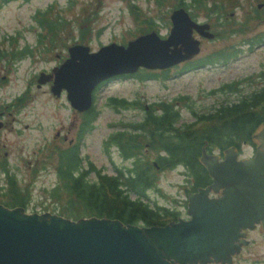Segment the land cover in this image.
I'll return each instance as SVG.
<instances>
[{
    "label": "rangeland",
    "instance_id": "374dc122",
    "mask_svg": "<svg viewBox=\"0 0 264 264\" xmlns=\"http://www.w3.org/2000/svg\"><path fill=\"white\" fill-rule=\"evenodd\" d=\"M176 2L177 0H10L0 5V41H5L3 46L0 45V55H6L4 59L0 58V63L6 65L5 70L0 71V78L3 74L7 75L5 80L0 79V103L16 101L18 94L25 95L24 103L11 117L14 118L13 129H5L1 134L7 135L10 140L8 159L17 172L19 185L24 189L17 187L25 192L29 190L27 213L49 212L59 215L67 212L66 197L55 199L50 194V190L59 184L58 153L55 147L57 143L65 144L62 138L57 139L56 133H69L70 138L80 131L84 120V114L70 105L65 91L60 96L53 95L51 81L38 87L39 73H50L63 62L69 56L68 47L73 43H86L93 52L98 51L102 45L111 42L127 43L128 40L151 31L167 36L171 27L169 12ZM189 2V9L195 18L211 24L217 35L212 40L201 41L197 59L203 60L221 51L236 55L229 62L206 64L203 68L186 74L172 72L173 77L169 79L165 78L164 71L153 70V79L122 77L102 85L94 97L97 119L80 143V154L85 159L84 167L92 162L97 168L102 167L106 172H111L112 166H120L126 162L116 148L111 147V163L105 150L106 135L113 130L108 124L114 120L138 122L148 112L159 113L161 104L168 103L173 105L181 119L175 123L178 128L176 130L184 129L186 126L183 125L189 122H194L195 127L193 110L198 115L209 114L220 102L241 100L264 84V41L260 42L264 39V0H206L205 5L194 3L193 0ZM259 4H263L261 9H258ZM217 5H222L219 16ZM249 76H253L254 80L246 79ZM229 83L236 84L235 89L229 91L228 88H223ZM111 97L136 103L115 109L109 103ZM145 106L149 108L146 109ZM190 106L194 109L191 110ZM261 108L264 109V103ZM213 118L216 119L213 123L222 124L216 116ZM26 124L29 128H25ZM210 127L212 126H205L198 129V132L202 133ZM17 129L22 131L21 135L15 133ZM40 139L41 175L28 171L29 160H34L32 151L37 148ZM23 147L24 151L21 153ZM256 147V141L245 135L243 141H240V149L237 148L239 157L253 156ZM215 149L221 150L219 146ZM158 153L166 152L159 146ZM140 156L152 166L150 162L157 157L156 148L145 144ZM130 164L131 162L126 163ZM10 170V167L2 170L0 167L2 194L13 189L6 176L9 173L10 178L13 177ZM152 170L155 174L154 187L147 192L151 204L157 203L161 207L178 211L181 209L182 214H185L186 208L182 203L186 201V190H191L194 185L191 172H187V176L182 174L185 167L181 165L163 171L156 168ZM89 178L97 179L98 175L90 174ZM263 251L264 244L261 242L256 252L261 254Z\"/></svg>",
    "mask_w": 264,
    "mask_h": 264
},
{
    "label": "water",
    "instance_id": "95a60500",
    "mask_svg": "<svg viewBox=\"0 0 264 264\" xmlns=\"http://www.w3.org/2000/svg\"><path fill=\"white\" fill-rule=\"evenodd\" d=\"M168 38L156 32L141 35L127 46L112 43L97 52L72 46L70 57L40 82L53 78L55 95L65 89L80 111L92 104V91L112 76L134 73L139 67L166 68L199 52L196 29L212 38L208 24L193 21L184 9L172 15ZM259 146L264 124L251 136ZM213 184L190 195V220L144 230L119 220L89 218L73 221L50 213L25 214L23 208L0 204V264H195L219 261L233 251L241 229L264 226V151L251 160H237L228 151L223 161L205 155ZM222 196L210 198L209 191Z\"/></svg>",
    "mask_w": 264,
    "mask_h": 264
},
{
    "label": "trees",
    "instance_id": "16d2710c",
    "mask_svg": "<svg viewBox=\"0 0 264 264\" xmlns=\"http://www.w3.org/2000/svg\"><path fill=\"white\" fill-rule=\"evenodd\" d=\"M194 3L205 5L202 0H193ZM183 4L186 6L185 0H178L176 6ZM54 27L55 24H52ZM140 76V75H139ZM150 77L151 75H145ZM145 78V77H142ZM110 105L115 109L131 106L132 103L125 99L110 98ZM264 87L253 91L245 98L235 101L232 106H227L228 112L217 114L222 124H216L212 121L200 127L186 123L182 130H177L173 134L166 133L171 126V120L178 116L173 106L166 104L161 113L148 112L145 121L137 126V128L145 127V134L141 132L127 133L126 139L123 136L117 138L116 142L122 149L124 156H131L135 152L142 150L145 141L150 145H155L157 149L163 148L168 152L169 157H159L158 160L162 165L172 167L178 162H184L189 166V170L196 178V185L204 186L211 181L208 172L200 161V155L203 147L208 145L219 146L222 149L228 146H236L240 148V141L247 135L250 138L255 129L264 123ZM134 104V103H133ZM92 114H88L83 122V129L96 118L95 108H92ZM225 113H228L225 115ZM211 125L204 132H198L205 126ZM176 128V126H175ZM178 129V128H177ZM125 142V143H121ZM79 148L74 147L71 150L60 153V164L57 165L60 186H56L50 190V194L55 199L67 200V212L61 213L65 217L73 220H79L83 217H98L120 220L128 225H144L150 226L160 224L159 211L150 208L139 197L135 198L132 193L137 196L143 195L145 190L144 183L149 181L151 171L149 166L144 165L141 161L138 179L132 181L127 187H122L119 180L110 182L109 186L103 184V176L98 175L99 180H90L88 178L91 170H95V166L83 167L80 157ZM86 168V169H85ZM148 176H143L146 175ZM137 178V177H136ZM149 178V179H148ZM151 181V180H150ZM9 183L16 187V182L9 179ZM0 202L9 207L23 206L28 207L30 202L29 193L24 190L11 188L8 192L0 196ZM78 205V207L76 206ZM162 225V224H161Z\"/></svg>",
    "mask_w": 264,
    "mask_h": 264
},
{
    "label": "flooded vegetation",
    "instance_id": "af4514ba",
    "mask_svg": "<svg viewBox=\"0 0 264 264\" xmlns=\"http://www.w3.org/2000/svg\"><path fill=\"white\" fill-rule=\"evenodd\" d=\"M8 1H10V0H6L5 3H7ZM5 57H6V55H2V56L0 55V58H2V59H4ZM183 64H184V62L181 64H178L176 66L183 65ZM198 66L199 67L191 69V70L184 69L182 72H191L193 70H198V69L202 68L203 65L201 64ZM5 68H6V65L4 63H0V71L3 72L5 70ZM1 72H0V74H1ZM6 76L7 75L3 74L0 79L5 80ZM40 86H41V84H39V82H38V87H40ZM24 96L25 95H23V94H18L16 101L9 100L7 103H4V104L0 103V167H1V170H2V168L10 167V169H11L10 171L14 172V174L16 173V177H17V172L15 169H13L11 162H9V159H8L10 157V151L8 149V146H9L8 142H10V140H9L7 135H5V134L2 135L1 132L5 129H8V128L13 129L14 125H13L12 121L14 120V118H11V117H13L15 115L14 112L19 109V107L21 106L22 103H24ZM14 106L16 108H12ZM39 127L41 128V123L39 124ZM25 128H29V125L26 124ZM117 130L129 131V130H131V128L123 126V127L117 128ZM167 130H170V128H168ZM15 133L17 135H21L22 131L20 129H17V130H15ZM68 134L69 133L60 134L59 131L56 133L57 139L62 138V140L65 141V144H64V142H62L61 146H63V147H66V143H69L68 146H70L73 142V138H68V136H69ZM125 139H126V137L123 136L122 140H125ZM259 143L260 144L258 147L264 148V140L260 141ZM57 144L60 145L59 143H57ZM111 146L115 147L116 150L118 151V153L119 154L121 153V155L123 156V154L119 148L120 146H118V144L113 142L111 144ZM215 150L216 149H214L212 151L208 150L207 152L210 154L215 153L219 159H223L224 158V152L222 153L221 150L220 151H215ZM23 151H24V147L21 149V153H23ZM145 153H147V150H145ZM32 155L34 156V160H29L28 171H29V173L36 172L39 175H41V139L38 143L37 148L32 151ZM135 158H136V156H126L124 158V161H126L125 163L131 162L133 160H135V162H137ZM178 165L185 167L184 173H182V174H185V176L188 175L187 172H191L189 170V166H186L184 162H180V163H178ZM120 166H122V168H131L130 165H127V166L120 165ZM111 168H112L111 172H105V173L109 174V175H111V174L117 175L119 173L117 170L113 171L114 167H111ZM154 168H156V170H162V171L164 170V169H160V168H162V165L154 166ZM139 173L141 174L142 172H139V168H136L134 166L129 171V173L125 175L126 178L128 179V181L126 183H123L122 181L119 180L122 187H126V186L130 185L132 183L131 176L138 175ZM145 174L146 175L143 174V176H145V178H146V176H148V175L146 172H145ZM191 175L193 176L194 184L196 185V178L194 177V175L192 173H191ZM138 176H140V175H138ZM151 177H152L151 181L148 178L149 181L141 183V184L145 185L144 189H146L147 192L154 187L153 180L155 177H153V176H151ZM209 177L211 178V176H209ZM211 183H212V178H211V181L206 183L204 186L207 187ZM106 185L107 186L109 185L108 181L106 182ZM204 186H198V187L200 188V187H204ZM222 190L223 189L220 188L219 193H216L217 191H215V190H211L209 195L211 197L221 195ZM182 206L184 208H186L185 214H182L181 209L178 211V210L173 209V208H168V214L169 215H167V217H166L168 219V221H163L166 218L164 216V211L160 210L159 212H160L161 217H160V219H158V222L160 224H153V225H161V224H163L162 222H164V224H165V222L167 223V222L172 221V220L177 221L180 218L188 219L189 215L187 214V202L186 201L183 202ZM142 227H147V226L143 225ZM261 242L264 244V227L261 223L257 224L256 226H254L253 228H250V229H242L240 231V235L235 240H233V245H232L233 252L231 254V258L228 257V259H230V262H224L223 263V260H220L218 263L217 262H211L208 264H264V251L261 254H258L256 252V250H257V248ZM256 256L258 258H254ZM224 260H227V258H224ZM175 264H179V263L176 262Z\"/></svg>",
    "mask_w": 264,
    "mask_h": 264
}]
</instances>
